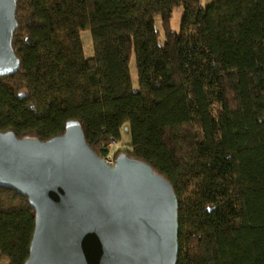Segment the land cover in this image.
Segmentation results:
<instances>
[{"label": "trees", "instance_id": "1", "mask_svg": "<svg viewBox=\"0 0 264 264\" xmlns=\"http://www.w3.org/2000/svg\"><path fill=\"white\" fill-rule=\"evenodd\" d=\"M15 19L19 69L0 77V132L44 142L76 121L104 159L128 123L131 151L116 157L172 186L177 264H264V0H16ZM34 223L27 199L0 188V262L26 263Z\"/></svg>", "mask_w": 264, "mask_h": 264}, {"label": "water", "instance_id": "2", "mask_svg": "<svg viewBox=\"0 0 264 264\" xmlns=\"http://www.w3.org/2000/svg\"><path fill=\"white\" fill-rule=\"evenodd\" d=\"M15 2L0 0V77L19 69ZM0 188L26 198L35 213L25 264H177L172 186L124 155L108 165L76 121L44 142L0 132Z\"/></svg>", "mask_w": 264, "mask_h": 264}, {"label": "rangeland", "instance_id": "3", "mask_svg": "<svg viewBox=\"0 0 264 264\" xmlns=\"http://www.w3.org/2000/svg\"><path fill=\"white\" fill-rule=\"evenodd\" d=\"M213 1L214 0H199V6L200 8H206ZM182 15H183L182 7H178L173 10L172 16L170 18V29L172 32L177 33L179 31ZM154 28L158 33V37H159L158 44L160 46H163L165 43V33L163 31L161 19L159 16H156L154 19ZM80 38H81V43L85 58L87 59L93 58L94 49H93L90 31L89 30L81 31ZM129 73H130V79L133 89L138 90L136 62H135L134 54H132L130 59ZM118 146H120V148L123 149V151H131V136H130V129L128 123H125L121 129V140L118 143ZM0 264H6V263L1 261Z\"/></svg>", "mask_w": 264, "mask_h": 264}, {"label": "built area", "instance_id": "4", "mask_svg": "<svg viewBox=\"0 0 264 264\" xmlns=\"http://www.w3.org/2000/svg\"><path fill=\"white\" fill-rule=\"evenodd\" d=\"M108 154L106 157L103 159L108 165H113L115 159H116V152L120 146H118V143L110 140L108 142Z\"/></svg>", "mask_w": 264, "mask_h": 264}]
</instances>
